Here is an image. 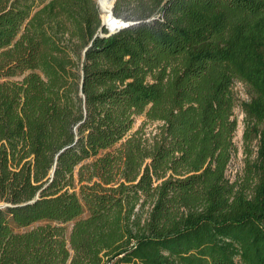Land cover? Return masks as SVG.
<instances>
[{
  "label": "trees",
  "instance_id": "1",
  "mask_svg": "<svg viewBox=\"0 0 264 264\" xmlns=\"http://www.w3.org/2000/svg\"><path fill=\"white\" fill-rule=\"evenodd\" d=\"M114 14L83 55L94 0H0V205L41 192L0 210V264H264V0Z\"/></svg>",
  "mask_w": 264,
  "mask_h": 264
},
{
  "label": "rangeland",
  "instance_id": "2",
  "mask_svg": "<svg viewBox=\"0 0 264 264\" xmlns=\"http://www.w3.org/2000/svg\"><path fill=\"white\" fill-rule=\"evenodd\" d=\"M95 4L98 5V0H94ZM113 6L112 10L113 12L115 11V8L117 7V0H113ZM98 10L100 13V17L102 16V11L98 5ZM233 91L235 92L237 98L239 100H246V91L245 88L242 84L240 83H235L233 87ZM234 116L237 120V129L234 134V144L237 148V152L232 156V159L227 167L226 170V176L230 181H234L238 175H241V171L243 168V160H244V155H243V150H242V133H243V114L239 108H236L234 110ZM144 121L143 117H137L135 120V125L132 130V132L136 131L139 126L142 124ZM158 123H152V124H147L145 126V132L147 135H152L155 133L156 128L158 127ZM146 209H148L146 207ZM68 231L70 230V225L67 226Z\"/></svg>",
  "mask_w": 264,
  "mask_h": 264
},
{
  "label": "water",
  "instance_id": "3",
  "mask_svg": "<svg viewBox=\"0 0 264 264\" xmlns=\"http://www.w3.org/2000/svg\"><path fill=\"white\" fill-rule=\"evenodd\" d=\"M96 5H97V4H96ZM98 5H99V4H98ZM98 5H97V8H98ZM109 16H110V20H111V19H115V21H116L117 23H119V26H118L117 30H115V31H108V30H106V29L104 28V23H103V21H102V19H101V17H100V24H99V27L96 29V31H95V33H94V35H93V37H92V39H91L89 45H88V46L86 47V49L84 50L83 55H84L85 52L88 50V48L92 45V43H93V41H94L95 39H97V38H107V37H109V36H111V35H113V34L119 32L120 30L126 29V28H128V27H130V26H134L135 24L138 23V22H136V21H135L134 19H132V18H127V17H117V16L114 14L113 10L110 11ZM67 148H68V147H66V148H64V149H62V150H60V151L56 154V156H55V158H54V164H53V167H52V170H51V174H50V178H51V179H52L53 176H54L55 169H56V165H57V162H58V159H59L60 155H61V154L67 149ZM40 193H41V192H38V193L36 194V196H35L33 199H31V200H29V201H27V202H25V203H23V204H20V205H15V206L10 205V204H3V205H0V210H2V209H4V208H16V207H24V206L32 205V204L36 203V202L39 200V198H40Z\"/></svg>",
  "mask_w": 264,
  "mask_h": 264
},
{
  "label": "bare ground",
  "instance_id": "4",
  "mask_svg": "<svg viewBox=\"0 0 264 264\" xmlns=\"http://www.w3.org/2000/svg\"><path fill=\"white\" fill-rule=\"evenodd\" d=\"M113 0H98L99 7L102 11L101 19L104 23V28L108 31L117 30L119 23L115 19L110 20V11L112 10Z\"/></svg>",
  "mask_w": 264,
  "mask_h": 264
}]
</instances>
